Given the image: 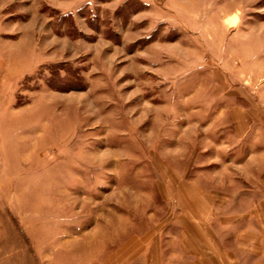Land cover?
<instances>
[{"label": "rangeland", "instance_id": "374dc122", "mask_svg": "<svg viewBox=\"0 0 264 264\" xmlns=\"http://www.w3.org/2000/svg\"><path fill=\"white\" fill-rule=\"evenodd\" d=\"M227 198L253 229L264 0H0V264H194Z\"/></svg>", "mask_w": 264, "mask_h": 264}, {"label": "crops", "instance_id": "0c3cea01", "mask_svg": "<svg viewBox=\"0 0 264 264\" xmlns=\"http://www.w3.org/2000/svg\"><path fill=\"white\" fill-rule=\"evenodd\" d=\"M233 201L236 200H217L212 222L196 219L194 228L205 238L203 236L187 251L195 255L194 264H264V214H258L259 220L251 229L250 214L223 212L222 209L228 208ZM253 205L264 206V198L254 201Z\"/></svg>", "mask_w": 264, "mask_h": 264}]
</instances>
